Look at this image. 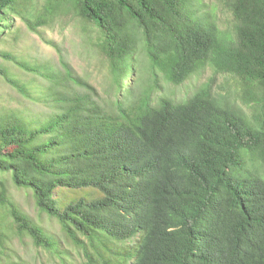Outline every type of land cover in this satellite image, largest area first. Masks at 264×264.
Here are the masks:
<instances>
[{
    "label": "trees",
    "instance_id": "trees-1",
    "mask_svg": "<svg viewBox=\"0 0 264 264\" xmlns=\"http://www.w3.org/2000/svg\"><path fill=\"white\" fill-rule=\"evenodd\" d=\"M217 1L226 29L195 0H0V57L13 58L2 46L16 15L38 31L70 12L95 27L112 78L102 97L66 64L27 66L45 78L38 96L0 65L46 107H0V264H25L8 229L71 264L11 199L7 176L84 264H264V0ZM209 66L213 78L184 100L167 94L164 82ZM219 74L237 88L216 91Z\"/></svg>",
    "mask_w": 264,
    "mask_h": 264
},
{
    "label": "rangeland",
    "instance_id": "rangeland-1",
    "mask_svg": "<svg viewBox=\"0 0 264 264\" xmlns=\"http://www.w3.org/2000/svg\"><path fill=\"white\" fill-rule=\"evenodd\" d=\"M44 3L45 0H39L40 9H43ZM28 5L30 10L31 6ZM195 5L199 8L200 14L208 15L220 29H226L229 26L228 21L232 15L219 1L195 0ZM85 25L73 13L58 12L50 23L40 26L39 30L35 31L22 16L16 15L13 38L8 44L2 46L3 51L8 52L13 58L6 60L0 57V65H3L10 77L18 81L20 85L30 88L33 94L39 96L43 92L41 83L45 78L26 67L47 64L51 65L57 74L64 70L66 64L73 69L76 76L94 85L102 97H107L112 86L108 62L92 41L96 36L95 27ZM51 42H55L57 46ZM214 73L215 69L209 66L200 73L194 74L183 85L164 82L166 92L178 101L184 100L192 91L210 81ZM235 88L237 87L232 77L216 75L214 87L216 91L224 93ZM29 104L37 110L46 108L41 103H32L30 99L24 98L20 89L0 74V107L18 108ZM2 177L4 175L0 174V178ZM6 185L11 199L49 235L60 241L67 262L84 264L83 255L79 254L75 245L67 239L60 222L39 208L33 192L18 188L11 176H7ZM7 233L10 240L8 246L12 249V256L17 260L25 264H64L57 254L36 245L30 235L22 236L11 229H8Z\"/></svg>",
    "mask_w": 264,
    "mask_h": 264
}]
</instances>
